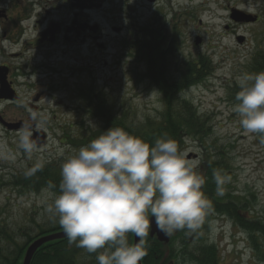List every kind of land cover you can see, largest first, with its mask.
<instances>
[{"label":"rangeland","instance_id":"rangeland-1","mask_svg":"<svg viewBox=\"0 0 264 264\" xmlns=\"http://www.w3.org/2000/svg\"><path fill=\"white\" fill-rule=\"evenodd\" d=\"M141 6L137 11L142 19L138 20L132 32L145 40L154 38L161 30L165 33L169 30L170 45L173 46L169 48L173 54L170 51L166 54L167 66L171 67L176 61L190 65L192 59L198 60L197 66L192 69V73H197V80L192 81L195 83L179 92L168 89L163 94L166 100L176 98V93L179 94L177 97L189 100L201 117L203 132L194 136L185 133L178 138V145L184 147L182 150L188 153V158L197 165V171L203 176L209 170L213 177L217 172L227 177L223 184V195H217L213 178L210 197L217 204H228L231 211L235 209L241 212L253 228L249 231L243 226H234L226 213L211 207L198 230L202 237L217 244L223 259L221 264H264V142L258 135L246 134L233 111L235 94L239 91L238 77L243 73L260 72L253 71L251 66L257 68L261 64L259 53L264 52V0H157V4H149L144 10L140 9ZM232 9L260 16V20L255 24L226 30ZM95 19L96 23H106L102 21L105 20L102 15ZM66 20L69 23L70 17ZM149 20L150 28L146 24ZM102 33L106 35L107 31L102 30ZM125 36L124 32L121 33L120 40ZM240 37H243L241 43L238 41ZM94 43L90 40L82 47L74 45L75 48H71L70 60L77 62V65H73L75 68L54 69L51 73L39 75V78L31 76L26 80L20 79L19 88L12 86L20 101L8 106L4 119L36 122L38 130L44 132L46 141L39 147H33L31 152H25L19 146L21 132L0 130V258L6 243V231L10 235L20 233L19 243L22 246L27 238L26 233L35 237L42 229L46 231L58 225L48 212L55 195L52 188L42 187L40 178H32L34 185L40 188L39 192L26 190L25 193L21 191L22 180L26 179V172L31 175V171L42 170L49 165L61 170L63 160L79 149L67 144L65 139L79 135L81 126L101 131L103 122L95 120V110L86 103V93L94 83L109 97L113 109L120 103L122 110L136 113L134 120L137 122L157 117L165 105L161 101L159 88L163 86L159 82L156 89L145 83H135L134 73L143 74L147 60L142 53H128L129 41H122L120 51L123 48V53L115 54L112 51L113 58L108 57L109 53L96 52V47L90 50ZM119 56L122 57L121 63L113 66L112 62ZM95 60L100 62L94 68L92 62ZM2 61L5 60L0 58V63ZM24 61L21 58L8 63L19 67ZM179 76L173 74V77ZM15 81L18 82V79ZM38 95L40 101H34ZM29 103L32 106L38 104L44 110L32 115L25 108ZM92 104L97 109V105ZM2 108L0 106L1 111ZM90 136L93 139L97 137L93 134ZM184 235L183 231H178L171 236L179 241ZM77 263L87 264L81 259ZM182 264L194 263L183 259Z\"/></svg>","mask_w":264,"mask_h":264},{"label":"clouds","instance_id":"clouds-1","mask_svg":"<svg viewBox=\"0 0 264 264\" xmlns=\"http://www.w3.org/2000/svg\"><path fill=\"white\" fill-rule=\"evenodd\" d=\"M237 84L233 111L239 125L264 142V71L243 73ZM19 146L33 150L29 130L22 129ZM60 176L48 212L68 243L96 254L98 264H140L148 255L150 222L165 236L194 233L211 208L205 177L167 134L150 143L110 127L69 154ZM214 180L217 195H223L227 177L217 172ZM129 234L138 241L130 243Z\"/></svg>","mask_w":264,"mask_h":264},{"label":"trees","instance_id":"trees-1","mask_svg":"<svg viewBox=\"0 0 264 264\" xmlns=\"http://www.w3.org/2000/svg\"><path fill=\"white\" fill-rule=\"evenodd\" d=\"M142 46H146L148 48L139 51V53H142L144 58H146L147 67L143 70V74L134 73V81L137 84L145 83L155 89L157 88L158 82L163 86L159 88V91L162 92L161 101L165 103V105L162 106V111L155 118L141 119L137 122L134 120L136 113L131 110H122V106L119 105L120 103H117L116 108L114 107L113 109V105L109 101V97L103 94V92L97 87L96 83H94L91 90L86 93V103L93 111L95 110V120L99 119L101 123L103 122V127L101 131L97 132L96 130H88L86 126H81V124L79 135L76 134L77 136L66 137L65 142L67 144L72 147L76 146L80 148L93 139L90 136L91 134L98 136L102 131L107 130L110 127H122L131 134L137 135L150 143L165 134L177 141L178 138L182 137L185 133L190 136H194L195 134L203 132V128L200 123L201 117H199L197 110H195L189 100H186L185 98L181 99L180 96L177 97V95H179L177 93L176 98L173 100H166L163 96V94L167 93L168 89H173L176 90V92H179L180 89L195 83L192 81L197 80L195 78L197 73H192V69L197 66L198 60L196 61L192 59V64L190 65H182L180 61H176L174 65H171L170 67L167 66L165 60L166 54L169 53V51L173 54L169 48V44L167 47H165V44L164 47L160 44V46L153 45L151 48L148 44L143 43ZM170 47L173 46L170 45ZM167 49L168 51H166ZM259 54H261L260 57L262 58L260 59L261 64H258L257 68L251 66L253 71H264V52L261 51ZM173 74H178L180 76L173 77ZM202 76L203 75H201V77ZM163 90H166V92L163 93ZM95 95L98 96L97 99L94 98ZM118 99L119 98H117L116 101H118ZM79 101L81 102V100ZM93 102L97 105V109L94 108L95 105L92 104ZM86 135L88 136V139ZM180 148L182 149L184 147L181 145ZM60 171L61 170L58 168H52L50 165L42 170L37 169L31 171V175H27L26 179L23 178V188L21 191L26 193L27 190L38 193L40 188L34 185L32 178H40L43 181L42 187H48L49 184H54L55 187L52 188L53 193L58 194L59 182L61 179L59 174ZM204 177L206 180L204 192L207 198L213 202V199L210 197V185L213 184L212 181L214 177L209 170H206ZM227 205L228 204H217L213 202L211 207L214 209L216 208L217 211H223V213H226L233 220L234 226H243L251 231L253 228L251 225H248L251 223L246 222L248 219L244 218L238 210L235 211V209H233L231 211L228 209ZM208 214L209 211L207 215ZM60 229H62V227L58 224L57 226L49 227L46 231H43L45 229H42L40 233L43 234L58 230L60 231ZM197 231L198 233H188L183 231L185 235L179 241L172 237L168 244L159 243L155 238L151 239L147 237L148 255L141 261L142 264H172L171 262L178 263L179 261H183V259L196 264H221L216 248L213 245L206 244L204 242L206 238L201 236L199 230ZM26 234V241L22 242L23 244L20 246L19 241H21V234L17 232V234L14 233L13 235H10L6 231L7 238L5 240L6 243L3 254L0 258V264L21 263L20 261L23 258L25 249L29 245V242L35 239L33 235H30L29 233ZM131 237L132 234H129L128 239L130 243H132ZM81 254L83 256H81ZM79 259L87 264H98L96 254H89L85 249L76 247L75 244L70 245L68 240H61L50 242L40 248V250L35 252L32 260L33 262L31 263L78 264L77 260Z\"/></svg>","mask_w":264,"mask_h":264},{"label":"flooded vegetation","instance_id":"flooded-vegetation-1","mask_svg":"<svg viewBox=\"0 0 264 264\" xmlns=\"http://www.w3.org/2000/svg\"><path fill=\"white\" fill-rule=\"evenodd\" d=\"M141 4L143 6L140 9L144 10L149 4H157V0H0V58L5 60L0 63V106H3V110L0 109V130L9 132L8 125L13 124L19 127V131H42L38 130L36 122L4 119L8 106L16 105L20 101L12 86L19 88L20 79L26 80L31 76L39 78V75L51 73L54 69L75 68L73 65H77V62L70 60L73 51L71 48L74 45L82 47L90 40L95 41V46L92 45L90 50L96 47V52L109 53V58H113L112 51H115V54L123 53V48L120 51L123 40L129 41L128 53L148 49L142 46L143 43L148 46H170L169 30L167 33L161 30L158 35L153 36L154 38H144L145 40L132 32L134 26L138 25V20L142 19L137 11ZM100 15L105 19L102 21L106 22V25L96 23L95 17ZM157 16L158 14L155 15ZM68 17L69 23L66 20ZM150 21H146L149 28ZM161 22L164 23V20ZM225 27L230 30L231 26ZM149 28L146 29L150 30ZM102 30L107 31L106 35ZM123 32L125 39L120 40V34ZM151 40L154 41L153 44ZM21 58L25 61L19 67L8 63L10 60ZM121 59V56L116 57L112 62L113 66L119 65ZM66 62L71 64H64ZM99 62L93 61L92 66L95 68ZM35 97L34 101H40V95ZM25 108L32 115L44 110V107L38 104L32 106L30 103Z\"/></svg>","mask_w":264,"mask_h":264},{"label":"water","instance_id":"water-1","mask_svg":"<svg viewBox=\"0 0 264 264\" xmlns=\"http://www.w3.org/2000/svg\"><path fill=\"white\" fill-rule=\"evenodd\" d=\"M231 20L234 21L236 24L239 23H249V22H254L256 19L243 14L239 11H233L231 16H230ZM242 38L238 39V41L241 43ZM199 42V39L196 40V43ZM10 127V126H9ZM16 127H11L12 129L17 128ZM32 141L34 142V146L39 147V145L44 143V139L43 136L40 135L39 133H35L32 137H31ZM150 227H151V231H150V236H153V234L155 233L157 235V238L159 241L161 242H168L170 236H165L163 233H161L155 226L154 223L150 222ZM133 238H134V243H136L138 241V237H136L133 234ZM67 239L64 232H58L55 234H50V235H46L43 237H40L39 239L35 240L26 250L24 258H23V262L21 264H31L30 262H32V259L35 255V252L40 249L44 244L49 243L51 241H55V240H64ZM141 264V262H140Z\"/></svg>","mask_w":264,"mask_h":264},{"label":"bare ground","instance_id":"bare-ground-1","mask_svg":"<svg viewBox=\"0 0 264 264\" xmlns=\"http://www.w3.org/2000/svg\"><path fill=\"white\" fill-rule=\"evenodd\" d=\"M48 233H49V232H48ZM50 233L55 234V233H58V231H53V232H50ZM43 234H44V233H43ZM43 234L40 233V234L36 235V236H35V239H34L33 241L29 242V245H31L35 240H37V239H39L40 237H42Z\"/></svg>","mask_w":264,"mask_h":264}]
</instances>
